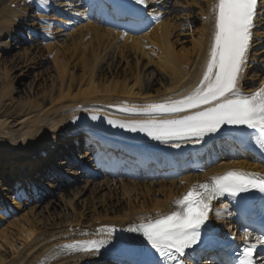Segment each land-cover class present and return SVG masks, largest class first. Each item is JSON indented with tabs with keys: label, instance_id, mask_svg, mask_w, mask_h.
I'll return each instance as SVG.
<instances>
[{
	"label": "bare ground",
	"instance_id": "obj_1",
	"mask_svg": "<svg viewBox=\"0 0 264 264\" xmlns=\"http://www.w3.org/2000/svg\"><path fill=\"white\" fill-rule=\"evenodd\" d=\"M7 1L0 0V4L4 3L3 7L5 6V9L0 10V63L6 53L12 48H17L16 55L25 57L22 63L26 72L36 68L39 55L38 61L50 59L55 74L50 87L37 85L33 91L17 102L13 94L16 91L15 84L18 83H15V78L8 73L12 69L7 64L0 65L1 69L4 67L0 71V80L4 79V85L0 90V169H2L0 172L7 173V177L17 174V179L12 181V178H9L7 179L9 182H15L17 186L21 181L19 179L24 180L30 176L28 172L24 171L25 174L22 170L15 171L20 163L30 169L35 168L42 174V179L49 178L44 170V162L53 159L39 161L42 157L41 153L59 146L66 150L61 156L70 155L69 153L75 155L77 149L80 151L85 147L81 145L84 140L82 141L79 134L90 135V141L95 143L104 138L118 145V148L122 145L127 147L133 145L131 147L136 149V144H141L143 146L137 147L140 149L138 150L140 154L146 149L154 151L172 147L175 150H190V148L199 150L198 148L204 146L203 137L211 133L199 138L191 136L193 140L189 142L181 138L143 140L110 134L92 126L88 129H91V134L98 136L96 140L81 123L85 120L103 121L129 129L128 125L133 123L179 119L191 114L152 116L144 114L143 110L150 105L180 100L198 85L209 59L211 34L214 32L215 23L212 6L215 0H170L173 4L167 7H164L163 0H146L153 12L159 14L152 20L151 26L154 27L139 36L131 35L143 32L144 27L141 28V24L138 23H131L129 30L131 34L118 31L110 25L109 27L102 25L104 22L95 16L96 13H89L94 3L89 0L90 8L82 10L81 13L84 17L92 19H88L84 25L73 29L69 34L52 32L56 18H46L47 21L41 24H29L27 29L32 30L34 35L47 34L54 38L43 46H38L39 43L32 41L34 45L29 48L20 47L23 41L12 45L13 43L1 39L5 37L11 38L12 41L20 40L25 32L17 31L25 27L22 23L28 19V13L32 11L37 13L36 19L41 20L47 8L60 10L62 7L55 5L57 3L53 0H48V3L41 8L39 0H35V6L22 5L23 9L19 11L7 6L8 3L9 6L15 3V0ZM73 1L77 3L74 7L83 6L82 0ZM162 7L164 9L161 12ZM70 11L63 12L84 18L82 14L75 15V9ZM63 37L66 38L63 43L55 41V38ZM81 41L86 42L82 48L79 46ZM78 64L80 74L75 75L72 71L78 69ZM262 85H264V10L259 13L252 30L247 64L239 87L243 93L251 94ZM93 116L96 117L95 120L92 119ZM121 124L125 127H121ZM136 129L140 130L139 127ZM218 131H221V128ZM222 138L223 136H219L213 139ZM225 138L229 142H238L237 139ZM95 146L102 148L98 144ZM226 146L229 150L242 151L243 154L229 153L201 172H192L187 168L177 171L175 163L164 165L158 162L150 165V162L142 163L143 161L138 160L136 166L130 167L127 174H123L122 171L117 173L108 171L107 174L103 172L101 180L97 181H84L79 177L78 181L82 180L83 186L76 189L75 193L62 187L59 189L60 196L52 198L50 202L46 203L44 198L35 199L34 203L24 207L21 205L22 200L25 199L24 192L13 191L16 198L12 199V203H4L2 196L5 192L6 197L10 188L3 189L0 180L1 202L4 203L0 206L2 210L0 223L8 222L7 225L0 226V264H41L42 261L43 264H51L50 259L64 245L75 241L104 239L105 229L116 230L113 233V243H115V238L122 237L117 235L121 229L155 218L157 214H167L177 208L178 205L174 202L194 184L210 182L211 177L222 175L229 170L257 174L256 176L264 175V165L256 162L251 156L250 149H241L229 143H226ZM96 153L95 149L87 150L80 159L89 155L84 162L96 164L98 160ZM35 156L40 157L37 162L32 160ZM65 157L70 158V156ZM130 170L136 173L130 175ZM80 171L83 174V170ZM93 172H100V168ZM138 172L154 173L138 175ZM79 173L72 171L69 177L79 176ZM69 186L72 184L69 183ZM54 187L59 185L49 186V188ZM85 192L87 194L95 192L99 196L94 202H89L88 199L83 198ZM28 194L30 195L31 191L28 190ZM66 202L70 213L68 209L67 211L61 209L59 212V206ZM225 204L222 202L211 207L210 216L212 223L218 226L224 235L233 228L229 220L230 216L227 214L229 208L227 211L223 208ZM51 208L55 210V216H52ZM27 209L29 210L25 211ZM16 210L17 213H24L19 218L3 222L5 215L10 214L9 218L14 217L17 214ZM217 211L220 213L219 218L216 215ZM100 232L105 235L99 236ZM135 243L142 248L149 247L144 240ZM105 256L81 252L52 264H99ZM197 257L196 253L194 255L189 253L184 262L185 264L219 263L218 257H207L202 260L196 259Z\"/></svg>",
	"mask_w": 264,
	"mask_h": 264
},
{
	"label": "snow or ice",
	"instance_id": "obj_2",
	"mask_svg": "<svg viewBox=\"0 0 264 264\" xmlns=\"http://www.w3.org/2000/svg\"><path fill=\"white\" fill-rule=\"evenodd\" d=\"M47 3L48 0H39L41 8ZM132 4L147 6L145 0H94L92 6L101 15L123 17L129 23H134L136 16L129 10ZM256 8L257 0H215L212 6L215 23L209 59L198 85L180 100L150 105L143 110L145 113L195 111L179 119L143 121L128 127L133 131L139 127L156 140L184 136L199 138L217 132L226 124L246 126L264 134V85L251 94L243 93L239 87L247 64ZM202 105L207 107L201 108ZM120 126L125 127L124 124ZM257 144L264 150V137ZM256 175L229 170L213 176L210 182L192 185L174 202L178 207L171 212L157 214L155 218L121 229L142 237L149 246L147 249L127 237L115 238L113 243L114 228L104 230V239L78 241L63 248L99 253L105 245H112V251L124 257L120 264H169L177 256H184L186 249L201 243L205 247L213 244L215 234L207 228L213 200L227 194L234 199L239 198L241 204L246 206L248 197L245 194L253 191L264 194V177L257 179ZM261 199L264 200V195ZM223 208L227 211L228 205H223ZM227 214L231 216L232 212L228 211ZM216 215L219 218L220 213L217 211ZM253 237L254 231L245 227L238 264H256L254 257L257 247H264V227L251 242ZM180 264L185 262L180 261Z\"/></svg>",
	"mask_w": 264,
	"mask_h": 264
},
{
	"label": "rangeland",
	"instance_id": "obj_3",
	"mask_svg": "<svg viewBox=\"0 0 264 264\" xmlns=\"http://www.w3.org/2000/svg\"><path fill=\"white\" fill-rule=\"evenodd\" d=\"M1 7H2V3L0 4V9H1ZM69 33H66V34H69ZM1 40L2 41H6L5 38H3ZM65 40H66V38L63 37V38H56L55 41L60 42V43H63ZM87 40H88V38H86V41ZM85 43H86L85 41H81L79 43V46L82 48L85 45ZM33 45H34V43H30L29 41H27V40L25 41L24 40L21 43L20 47H24V48L27 47V48H29L30 46H33ZM38 46H41V45H38ZM24 48H21V49H24ZM15 49H17V48H14V49L12 48L8 53H6L4 55V58L1 61L0 65L7 64L8 66H10V69H12L8 73H9V75H11V77H14L15 78V83L16 82L18 83V84H15L16 85V91L13 94L14 100L18 102L19 100L21 101V99L23 97L27 96L30 91H33L34 87H36L37 85H39L40 87L41 86L50 87V85L53 83L52 82V78L55 77V74H54V71L52 70V63L49 61L50 59L43 60V61H38V59L40 57L39 55H38V58H37L36 68L34 70L30 69L29 71L26 72V69L24 67V64L22 63V62L25 61V57H20V56L16 55V52H18V51L15 50ZM67 58H69V56H67ZM72 60H74V58H72ZM77 66H78L77 67L78 69H76V70L74 69L72 71L75 75L80 74V70H79V66L80 65L78 64ZM121 66L123 67V64ZM8 68L9 67H7V69ZM2 69H4V67ZM2 69L0 68V71H2ZM8 73H6V74H8ZM20 74H23V76L21 77ZM3 83H4V79L2 81L0 80V90L2 89V87L4 85ZM8 103L9 102H7V104ZM5 104H6V102H5ZM0 170L2 171V169H0ZM9 178H12V180L14 181L15 176H13V177L8 176L7 177V174H5V172L4 173H1L0 172V180L3 181V183H2L1 186L3 187V189L4 188H8V187H5V186H6V184H9L10 183L9 181H6V179H9ZM81 181L78 182L77 184H75L74 186L68 188L67 190H72L73 193H75L76 192V189H79L81 186H83V182H81ZM84 194H85V196L83 197L84 200L86 198V199L89 200V202H94V199L99 196V194H97L95 192L90 193V194L89 193L87 194L85 192ZM58 196H60L59 193L58 194L50 195V197L46 198L44 201L46 203H48V202H50L52 200V198L55 199ZM11 197H13V195L12 194H8V196H7V198H9L8 201H11V199H12ZM4 203H2L0 201V206H2V204H4ZM6 203H7V200H6ZM67 207H68V203L67 202L66 203H62L59 206V212L61 211V209H64V210L67 211V209H68ZM51 209H52L51 210L52 211V213H51L52 216H55L54 215L55 210L53 208H51ZM28 210L29 209H27L25 211H28ZM56 212H58V211L56 210ZM68 212L70 213L69 209H68ZM23 213L24 212L17 213L14 217L8 218L6 221H8V220L11 221V220H13L15 218H19ZM1 214H2V210L0 209V215ZM45 217H48V215H45ZM3 222H5V220H3ZM7 223L8 222H5L4 224L0 223V226L2 225L1 227H3L4 225H7Z\"/></svg>",
	"mask_w": 264,
	"mask_h": 264
}]
</instances>
